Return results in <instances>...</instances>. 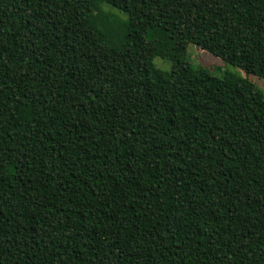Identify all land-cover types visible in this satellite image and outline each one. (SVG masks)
I'll list each match as a JSON object with an SVG mask.
<instances>
[{
    "label": "trees",
    "instance_id": "trees-1",
    "mask_svg": "<svg viewBox=\"0 0 264 264\" xmlns=\"http://www.w3.org/2000/svg\"><path fill=\"white\" fill-rule=\"evenodd\" d=\"M249 74L264 0H0V264H264Z\"/></svg>",
    "mask_w": 264,
    "mask_h": 264
},
{
    "label": "rangeland",
    "instance_id": "rangeland-1",
    "mask_svg": "<svg viewBox=\"0 0 264 264\" xmlns=\"http://www.w3.org/2000/svg\"><path fill=\"white\" fill-rule=\"evenodd\" d=\"M105 7L107 9H113V11H115L116 13L121 14L118 9H115L109 5H105ZM188 57L192 62L194 68L196 69L198 67H204L219 76L223 75L226 72L233 73L238 76H246V72L243 69L225 61L223 58L216 56L213 53L198 49L196 45L192 43L188 46ZM154 61L160 68L167 70L171 69V61L162 58V56H156L154 58ZM249 77L258 87L264 90V79L259 78L258 76H255L253 74H249Z\"/></svg>",
    "mask_w": 264,
    "mask_h": 264
}]
</instances>
